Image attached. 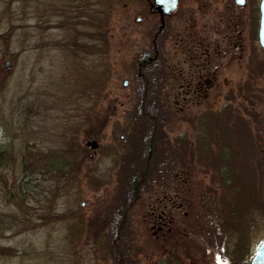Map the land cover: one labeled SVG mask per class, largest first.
<instances>
[{
  "label": "rangeland",
  "instance_id": "1",
  "mask_svg": "<svg viewBox=\"0 0 264 264\" xmlns=\"http://www.w3.org/2000/svg\"><path fill=\"white\" fill-rule=\"evenodd\" d=\"M250 1L235 30L183 20L220 45L215 89L186 105L168 95V28L138 75L159 27L138 0H0V264H112L100 241L122 222L130 264H250L264 241L262 0Z\"/></svg>",
  "mask_w": 264,
  "mask_h": 264
},
{
  "label": "flooded vegetation",
  "instance_id": "2",
  "mask_svg": "<svg viewBox=\"0 0 264 264\" xmlns=\"http://www.w3.org/2000/svg\"><path fill=\"white\" fill-rule=\"evenodd\" d=\"M138 2L143 3L149 9L150 14L158 18L159 22V27L156 29L154 26L151 30L154 37L150 45V51L144 53L138 62V75L145 78V71L153 69L160 61L161 51L159 50L162 45L158 38L168 28L169 97L175 100L181 98L182 102L187 105L195 103V99L208 96V92L215 89L214 80L218 75L220 45L215 40L207 43L208 41L206 42L199 34L194 35L182 30L183 20L188 17L212 14L215 18L217 17L215 31L222 26V23H225L221 21L224 17L228 18L226 21L231 22L235 30L238 11L245 12V15L251 18L253 12L250 8L251 1L176 0L174 8H171L173 4L168 2V15L164 17L163 23L160 15L151 11L155 0H138ZM138 21L141 22L140 19ZM174 25L176 26L174 27ZM233 47L235 48V45Z\"/></svg>",
  "mask_w": 264,
  "mask_h": 264
},
{
  "label": "trees",
  "instance_id": "3",
  "mask_svg": "<svg viewBox=\"0 0 264 264\" xmlns=\"http://www.w3.org/2000/svg\"><path fill=\"white\" fill-rule=\"evenodd\" d=\"M80 18V17H79ZM81 22H79L80 24ZM88 19L86 18V20L82 23L86 26H88ZM75 24V22H74ZM77 25V24H75ZM84 32V38L87 40L88 38L90 39L89 36H87V30H83ZM87 46V45H86ZM212 113V112H211ZM30 151V150H29ZM152 154V152L150 151V155ZM35 154L31 153V152H27L24 156V171L26 174L30 173L33 168L35 167V162H39L38 160H36V157L34 156ZM55 161H59V160H55ZM49 168L52 169L54 172H60L62 170V166L58 165L57 163H50ZM141 172V171H140ZM224 173V171H222ZM140 174V173H139ZM139 176V175H138ZM135 179L137 180V178L135 177ZM135 190L134 189L132 191V194H135ZM126 211L127 208L122 209V211H120L119 216H121L122 218L124 217V215H126ZM125 222L121 223L120 226L119 224H116V234L119 232L118 235H116V237L108 240V241H100L101 243V247L104 251H108V253L110 254L109 257L110 259V263L112 264H130L131 260L134 258V252H135V241L133 240V233L130 231H127L128 227H125ZM124 229V231H122Z\"/></svg>",
  "mask_w": 264,
  "mask_h": 264
},
{
  "label": "water",
  "instance_id": "4",
  "mask_svg": "<svg viewBox=\"0 0 264 264\" xmlns=\"http://www.w3.org/2000/svg\"><path fill=\"white\" fill-rule=\"evenodd\" d=\"M175 1L176 0H155L154 6L152 7L151 11L154 14H159L163 23L164 17L168 15V2L169 4H173L171 8H174ZM259 11L260 23L258 32V43L261 49L264 51V0H262L260 3ZM6 66H8V64ZM125 86H127V82H125ZM94 149L95 148L93 147V150ZM250 264H264V241L258 248Z\"/></svg>",
  "mask_w": 264,
  "mask_h": 264
}]
</instances>
